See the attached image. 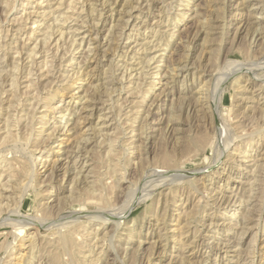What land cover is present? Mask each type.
<instances>
[{
	"label": "rangeland",
	"instance_id": "1",
	"mask_svg": "<svg viewBox=\"0 0 264 264\" xmlns=\"http://www.w3.org/2000/svg\"><path fill=\"white\" fill-rule=\"evenodd\" d=\"M255 7L264 14V0H0V45L7 44L0 46V56L5 53L7 60L0 73V264H250L253 256L255 264H264V192L262 201L253 202L259 207L260 227L253 225L251 236L250 231L241 234L243 206L255 193L256 167L251 160L244 165L243 157L234 159L232 144L224 146L227 135L242 133L233 142L242 143L248 154L264 153V110L256 108L261 105L264 109V88L258 91L262 79L251 75L264 76V63L249 58L264 55V46H260L264 41L256 46L252 37L255 16L264 22V15ZM61 12L66 19L60 20L63 40L56 42L59 36L54 32L49 50L38 53L34 62L26 60L35 44L40 47L38 39L50 24L51 32ZM97 28L100 34L90 47H101L88 53L87 37H95ZM82 37H86L84 42ZM16 45L21 56L14 52ZM15 58H21L17 72L13 70ZM237 60L238 73L229 64ZM246 63L253 64L250 70ZM11 76L18 86L10 85ZM92 90L98 106L94 113L82 108L89 105L85 98ZM208 104L216 108L217 121ZM78 116L83 117L74 133H65L62 126ZM8 131H12L10 135ZM88 136L90 143L85 145L82 140ZM190 138L199 141L197 147ZM77 144L86 148L79 152L88 162L79 163L80 167L64 176L66 158L73 150L78 152ZM33 161L37 166L34 180ZM10 165L13 170L4 173ZM215 165L221 175L213 173ZM170 168L185 171L166 175ZM78 169L82 170L80 178H76ZM97 173L104 179L99 180L100 186L93 183ZM139 187L145 190L134 194L138 200L143 197L137 201L129 195ZM232 189L238 195L236 202L221 204V196L231 194ZM21 190L25 192L20 199ZM16 208L28 215L26 219L49 224L35 231L24 220L11 217ZM72 211L74 214L68 213ZM105 213L116 217L102 221L99 216ZM210 217L214 225L208 231L202 224L210 223ZM257 229L260 240L254 245L250 238ZM34 232L39 235L31 251ZM67 232H75V250L48 246ZM158 238H164L167 246H160ZM228 239L229 247H222ZM240 248L245 256L238 263ZM194 250L197 255L192 260L189 255Z\"/></svg>",
	"mask_w": 264,
	"mask_h": 264
},
{
	"label": "bare ground",
	"instance_id": "2",
	"mask_svg": "<svg viewBox=\"0 0 264 264\" xmlns=\"http://www.w3.org/2000/svg\"><path fill=\"white\" fill-rule=\"evenodd\" d=\"M106 1H108V0H106ZM85 2V1H84ZM105 2V1H104ZM114 2V1H113ZM66 3V2H65ZM107 3V2H106ZM8 4V3H7ZM62 4V3H61ZM102 4V3H101ZM139 4V3H138ZM103 5V4H102ZM104 5H105V3H104ZM60 6V5H59ZM255 6V5H254ZM51 7H52V5H51ZM57 7H58V5H57ZM68 7H69V5H68ZM74 7V6H73ZM10 8V7H9ZM103 8V7H102ZM261 8V7H260ZM54 8H52L51 10H53ZM59 9V8H58ZM69 9V8H68ZM254 9H257V11L256 12H260L259 11V8L258 7H255ZM55 11V10H54ZM128 11H130V9L128 10ZM64 13H65V11H63ZM63 12H61V13H59L56 17H55V21H54V23H55V25L54 26H52V29H51V32L49 31V28H51V25L52 24H50V26H48V28H46V30H45V32H43V38H41V39H38V40H41V41H38V43H40V47L39 48H37L38 47V44H35L32 48H31V51H29L30 53H28V54H26V55H28L27 56V58H26V60L27 59H30L31 58V61L32 62H34L35 61V59H36V55L38 54V53H40V52H46V51H48L49 49H47V48H50V46H51V43L54 41H51V37H52V34L54 33V32H58V36H59V38L57 39V37H55L54 39H57L56 40V42H58L59 40H63V38L65 37V34H64V31H63V26H64V23H62V21H61V23H60V20H66L64 17V19L62 18V16H63ZM67 12V11H66ZM101 13V12H100ZM66 14V13H65ZM260 14H262V15H264L262 12H260ZM53 15V14H52ZM253 15H255V14H253ZM22 17V16H21ZM68 17V16H67ZM66 17V18H67ZM71 17V15H69V18ZM100 17V16H99ZM77 18V17H76ZM253 18V17H252ZM264 18V17H263ZM198 19V18H197ZM27 20V19H26ZM67 20H69V19H67ZM254 20V19H253ZM126 21V20H125ZM251 21V20H250ZM66 22V21H65ZM252 23H253V25H252V30H253V36L252 37H254V42H255V44L254 45H259L260 43H261V41H264L263 39H264V24L262 25V26H260L262 23H264L262 20H261V18H260V16L258 17V15L257 16H255V20L254 21H251ZM13 23V22H12ZM15 23H16V21H15ZM245 23V22H244ZM94 24V23H93ZM92 24V25H93ZM250 24L251 23H249V27H250ZM127 25V24H126ZM141 25V24H140ZM40 26H41V24H40ZM124 26V25H123ZM243 26V25H242ZM70 27H72V26H70ZM95 27H97V26H95ZM133 27V26H132ZM224 27V26H223ZM20 28V27H19ZM238 28H239V25H238ZM244 28V27H243ZM77 29L78 28H76L75 30L77 31ZM90 30H92V29H90ZM94 30V29H93ZM206 30V29H205ZM251 30V31H252ZM18 32L20 31V29H18L17 30ZM44 31V30H43ZM172 31V30H171ZM209 31V29L207 30V32ZM215 31V30H214ZM237 31V30H236ZM74 33H76L75 31H74ZM95 33L97 34L95 37H92L91 35L92 34H90V36L89 37H87V38H89V40H88V53H89V51L90 50H95V48H99V47H101L100 45L101 44H94L92 47H90V45L92 44V42H91V40H93V39H97V37L99 36V30H98V28H97V30H95ZM209 33V32H208ZM247 33V32H246ZM207 35V34H206ZM236 35V34H235ZM234 35V36H235ZM247 35V34H246ZM170 36V35H169ZM77 37V36H76ZM84 38H86V37H82V42H84ZM208 38V37H207ZM235 38V37H234ZM233 38V39H234ZM37 40V39H36ZM81 40V39H80ZM51 41V42H50ZM90 41V42H89ZM97 42H101L100 40L99 41H97ZM236 42V41H235ZM54 43V42H53ZM17 44V43H16ZM144 44V43H143ZM263 44V43H262ZM260 45L261 47L262 46H264V45ZM3 47L5 46V45H7V44H5V43H3V44H1ZM0 45V46H1ZM18 45V44H17ZM17 45H16V48H17ZM79 45H81V44H79ZM23 46V45H22ZM99 46V47H98ZM7 47V46H6ZM73 47V46H72ZM103 47V46H102ZM128 47V46H127ZM126 47V48H127ZM156 47V46H155ZM136 49V48H135ZM55 50H56V48H55ZM97 50V49H96ZM95 50V51H96ZM262 50H264V47H262ZM87 51V50H86ZM100 51V50H99ZM261 51V50H260ZM14 52H15V54H20L21 53V51H19V48H17L16 50L14 49ZM126 52V51H125ZM263 52V51H262ZM95 53V52H94ZM158 53V52H157ZM4 56L2 57V56H0V73H2L3 72V68L2 67H4V65H7V60L5 59L6 58V54L5 53H2ZM127 54V53H126ZM256 54V53H255ZM254 54V55H255ZM157 55V54H156ZM253 55V56H254ZM19 56H21V55H19ZM56 56V55H55ZM152 56V55H151ZM247 56V55H246ZM14 57V56H13ZM17 57V56H16ZM154 57H155V55H154ZM154 57H152V58H154ZM249 57V56H248ZM22 58V57H21ZM21 58H19V59H14L15 61H14V63H15V65H14V67H15V69L13 68V70H15L16 71V68H17V70H18V64H19V61L21 60ZM50 58V57H49ZM250 59V61H252L253 63H258V62H262V63H264V55L263 56H255L254 57V59L252 60V54H251V56L249 57ZM98 60V59H97ZM150 61V60H149ZM152 61V60H151ZM147 62V61H146ZM159 62V61H158ZM46 63V62H45ZM237 63H239L238 62V60H237V62H235V61H230L229 62V64H231V66H234V68L236 69V64ZM13 64V63H12ZM31 64H33V63H31ZM47 64V63H46ZM147 64H149L148 62H147ZM247 64V63H246ZM246 64H243L244 66L246 65ZM252 64V63H251ZM30 65V64H29ZM248 65V64H247ZM263 65V64H262ZM31 66V65H30ZM48 66V65H47ZM185 66V65H184ZM184 66H183V68H184ZM230 65H229V68L231 67ZM242 66V65H241ZM250 66V67H249ZM252 66H253V64L252 65H248V70H250L251 68H252ZM254 66H256V64L254 65ZM260 66V65H259ZM23 67V66H22ZM22 67H21V72H22ZM32 67V66H31ZM31 67H29L30 69H29V74L32 76V70H31ZM83 67V66H82ZM128 67V66H127ZM263 67V66H262ZM12 68V67H11ZM143 68V67H142ZM183 68H181V69H183ZM240 68L241 67H238L236 70L234 69V71H236L237 72V70L239 69V71H240ZM244 69H245V67H243ZM246 68H247V66H246ZM250 68V69H249ZM256 68V67H255ZM8 69V68H7ZM6 69V70H7ZM92 69V68H91ZM148 69V68H147ZM231 69H232V67H231ZM262 69V68H261ZM28 70V69H27ZM146 70V69H145ZM242 70V69H241ZM256 70V69H255ZM78 71V70H77ZM80 71V70H79ZM170 71V70H169ZM230 71V70H229ZM244 71H246L247 72V69H245ZM7 72V71H6ZM17 72V71H16ZM144 72V71H143ZM249 72H251V71H249ZM12 73V72H11ZM11 73H9V74H11ZM14 73V72H13ZM12 73V74H13ZM79 73V72H78ZM193 73V72H192ZM238 73V72H237ZM34 74V73H33ZM249 74V73H248ZM247 74V75H248ZM252 74H254V75H256L257 77H261V81H260V84L257 86V90L259 91V90H263V88H264V76H259V75H257V73H251V75ZM227 75H229V74H227ZM239 75V74H238ZM1 76V75H0ZM28 76V75H27ZM117 76V75H116ZM122 76V75H121ZM240 76V75H239ZM12 77V76H11ZM25 77V76H24ZM150 77V76H149ZM229 77H230V75H229ZM229 77H227V78H229ZM143 78H145V77H143ZM11 79V78H10ZM12 82L10 81V85L11 86H14V85H17V84H15V81H14V79H15V77L13 78L12 77ZM30 79V78H29ZM138 79H139V77H138ZM237 79V78H236ZM249 79V78H248ZM32 81H33V79H31ZM226 80L227 79H225L224 80V82L222 83V86L226 83ZM239 80V79H238ZM250 81L253 83V79L250 77ZM7 82V81H6ZM30 82V81H29ZM28 82V83H29ZM34 82V81H33ZM84 82V81H83ZM151 82V81H150ZM167 82V81H166ZM255 82V81H254ZM12 83V84H11ZM17 83V82H16ZM146 83V82H145ZM206 83V82H205ZM3 84V83H2ZM29 84H31V83H29ZM152 84H155L154 82L152 83ZM138 85V84H137ZM18 86V85H17ZM92 86H94V85H92ZM151 86V85H150ZM152 86H154V85H152ZM15 87V86H14ZM106 87V86H105ZM204 87V86H203ZM252 87V86H251ZM10 88V87H9ZM67 87H64V89H66ZM87 88H89V87H87ZM87 88H84V89H87ZM136 88H137V86H136ZM150 88V87H149ZM57 89V88H56ZM55 89V90H56ZM84 89H82V90H84ZM90 89V88H89ZM96 89V88H95ZM107 89V88H106ZM110 89V88H109ZM140 89V88H139ZM209 89V88H208ZM207 89V90H208ZM135 90V89H134ZM87 91H90V90H87ZM105 91V90H104ZM110 91V90H109ZM132 91V90H131ZM138 91V90H137ZM147 91V90H146ZM256 91V90H255ZM13 92V91H12ZM140 92V91H139ZM84 93H85V91H84ZM133 93V92H132ZM138 93V92H137ZM253 93V97H254V92H252ZM18 94V93H17ZM88 94V93H87ZM95 94H96V92L95 91H91V96H87V98H85V101L86 102H88L89 103V105H87V106H82V108L83 109H86V108H90L89 109V111L90 112H92V113H94L93 111L94 110H96L97 108H98V106H97V102H96V96H95ZM110 94V93H109ZM129 94V93H128ZM147 94V93H146ZM146 94H144V95H146ZM14 95H16V93L14 94ZM90 95V94H89ZM107 95V94H106ZM159 95V94H158ZM95 96V97H94ZM201 96V95H200ZM14 97V96H13ZM156 97H157V95H156ZM159 98V97H158ZM157 98V99H158ZM252 98V97H251ZM113 98H111V100H112ZM157 99H155V100H157ZM174 99V98H173ZM197 99H198V96H197ZM209 99V98H208ZM9 100V99H8ZM41 100V99H40ZM84 100V99H83ZM175 100V99H174ZM246 100V99H245ZM17 101H19V100H17ZM16 101V102H17ZM132 101V100H131ZM137 101V100H136ZM173 101V100H172ZM108 102V101H107ZM132 103V102H131ZM134 103V102H133ZM137 103V102H136ZM152 103H153V101H152ZM151 103V104H152ZM260 104V103H259ZM13 105V104H12ZM17 105V104H16ZM10 106V105H9ZM48 106V105H47ZM119 106V105H118ZM151 106V105H150ZM175 106V105H174ZM208 106H209V104H208ZM252 106V108H254V105H250V107ZM12 107V106H11ZM10 107V108H11ZM139 107V106H138ZM215 107H216V105H215ZM120 108V107H119ZM137 108V107H136ZM170 108V107H169ZM211 109V111L210 112H212L213 114H214V121H217V115H216V113H217V111H216V108L215 109H213L212 107H207V109ZM251 108V109H252ZM256 108H259V109H261V110H264L263 109V107H261V105H256ZM8 109V108H7ZM54 109V108H53ZM172 109V108H171ZM63 111H64V113H66V111H67V108H63L62 109ZM131 110H133V109H131ZM173 110V109H172ZM24 111V110H23ZM63 111H62V113H63ZM129 111V110H128ZM120 112V111H119ZM129 112H131V111H129ZM8 113V112H7ZM10 113V112H9ZM63 113V114H64ZM72 113H75V112H72ZM112 113V112H111ZM75 114H78V113H75ZM88 114V113H87ZM119 114V113H118ZM173 114V113H172ZM242 114V113H241ZM10 115V114H9ZM85 115V114H84ZM92 115V114H91ZM127 115H129V114H127ZM237 115H238V113H237ZM236 115V116H237ZM239 115H240V113H239ZM245 115V114H244ZM15 116V115H14ZM28 116H29V114H28ZM86 116V115H85ZM88 116H90V115H88ZM107 116V115H106ZM117 116V115H116ZM213 116V115H212ZM235 116V117H236ZM10 117H11V115H10ZM83 117V116H82ZM82 117H80V116H78V118H77V120L76 119H73V117H72V119H68L67 121H66V124L65 125H63L62 127H64L63 129H65V133L67 132V133H74V130H75V127L77 126V124L78 123H80V121H81V118ZM91 117V116H90ZM102 117V116H101ZM170 117H171V115H170ZM176 117V116H175ZM238 117V116H237ZM8 118V117H7ZM13 118V117H12ZM15 118V117H14ZM19 118V117H18ZM43 118V117H42ZM83 118H87V116L86 117H83ZM245 118H246V116H245ZM9 119V118H8ZM30 119H31V117H30ZM108 119V118H107ZM127 119V118H126ZM220 119V118H219ZM10 121H11V119H10ZM118 121V120H117ZM213 121V120H212ZM220 121H221V119H220ZM241 121V120H240ZM243 121V120H242ZM222 122V121H221ZM236 122V121H235ZM238 122V121H237ZM7 123H9V122H7ZM13 123V122H12ZM32 123V122H31ZM37 123V122H36ZM6 124V123H5ZM43 124V123H42ZM9 124H7V126H8ZM29 125V124H28ZM79 125V124H78ZM81 125V124H80ZM238 125V124H237ZM14 126V125H13ZM140 126V125H139ZM17 127V126H16ZM15 127V128H16ZM54 127V126H53ZM57 127V126H56ZM59 128L61 127V125H59L58 126ZM149 127V126H148ZM9 128H11V127H9ZM33 128V127H32ZM77 128V127H76ZM88 128V127H87ZM142 128V127H141ZM223 128L224 129H226V131H227V133H228V131H230L229 129V126L228 125H224L223 126ZM34 129V128H33ZM80 129V128H79ZM8 130V129H7ZM10 130V129H9ZM43 130V129H42ZM12 131H14L13 129H12ZM12 131H8V134L10 135V133L12 132ZM155 131V130H154ZM243 131V130H242ZM256 131V130H255ZM258 131V130H257ZM7 132V131H6ZM10 132V133H9ZM17 132V131H16ZM16 132L14 133L15 135H16ZM30 132H31V130H30ZM99 132V131H98ZM40 133V132H39ZM72 133V134H73ZM81 133V132H80ZM106 133V132H105ZM230 133V132H229ZM258 133V132H257ZM4 134H5V132H4ZM7 134V133H6ZM78 134H79V132H78ZM113 134V133H112ZM144 134V133H143ZM9 135H7V136H5V137H8ZM104 135V134H103ZM12 136H13V134H12ZM28 135L26 134V136L25 137H27ZM29 136H31V134L29 135ZM73 136V135H72ZM143 136V135H142ZM196 136V135H195ZM240 137V136H243V134L241 133H239L238 135L237 134H235V135H231V134H229V135H227V144H225L224 146L226 147V148H228V146H230V144H232L231 145V147H232V151L230 152V154H232V157L234 156L235 158L234 159H236L237 157H243L242 158V160H241V162L245 165V164H247V161H253V163L254 164H252V165H254L256 168H254L255 169V174H254V183H255V185H253L252 187H253V189L255 190L254 192L255 193H253V199L252 200H250L251 202L249 203V204H247V205H245V206H243L244 207V212H246L245 214H243V216H242V223H243V227H242V233L241 234H243V235H247L248 234V232L250 231V233H249V235L251 234V231H252V229H253V225H255L256 227H258L259 226V224H260V212H257L258 211V209H259V207L257 208V207H255L256 206V204H254L255 202L254 201H256V200H260V198H261V200L260 201H262V199H263V197H262V195H263V192H264V162H263V160H264V153H261V154H258V155H253V154H248L247 152H245L244 150H243V148H242V146H241V144L242 143H236V141L235 142H233L234 140H235V138L236 137ZM19 137H21V136H19ZM82 137V136H81ZM84 137V136H83ZM259 137V136H258ZM110 138V137H109ZM2 139V138H1ZM5 139V138H4ZM7 139V138H6ZM6 139H5V141H6ZM11 139V138H10ZM17 139H18V137H17ZM26 139V138H25ZM79 139V138H78ZM84 139V138H83ZM191 139V138H190ZM3 140V139H2ZM21 140H22V138H21ZM20 140V141H21ZM183 140V139H182ZM204 140V139H203ZM1 141V140H0ZM5 141H3L4 142V144H5ZM10 141V140H9ZM15 141H17L16 139H15ZM25 141V140H24ZM36 141V140H35ZM70 141V140H69ZM68 141V142H69ZM82 141H84V143L83 144H85V145H87V144H89L90 143V139H89V136L88 137H86L85 138V140H82ZM189 141V140H188ZM191 141V144H194V145H196V147L198 146V142L199 141H197L196 139L195 140H190ZM189 141V142H190ZM201 141V140H200ZM2 142V141H1ZM30 142V141H29ZM77 142V141H76ZM80 142V141H79ZM95 142V141H94ZM189 142H188V144H187V148H189L190 146H191V144L189 145ZM7 143V142H6ZM16 143V142H15ZM62 143V142H61ZM70 143V142H69ZM75 143V142H74ZM78 143V142H77ZM102 143V142H101ZM104 143V142H103ZM111 144H112V142H110ZM63 144V143H62ZM76 144V143H75ZM79 144V143H78ZM78 144L76 145V149H77V151L78 152H75L74 150H73V153H71L66 159H67V161L64 163V164H66V169H64L65 170V175L64 176H66L67 174H68V170H70V169H77L78 167H80L79 166V163H82L83 161L85 162V163H87L88 162V160L87 159H85V157L86 156H84L83 154H80L81 152H79V151H83L84 149H86L85 147H83V150H82V147L80 146H78ZM202 144V143H201ZM206 144V143H205ZM205 144L203 143L202 145L203 146H205ZM247 144V143H246ZM1 145H2V143H1ZM30 145V144H29ZM199 145H200V143H199ZM7 147V146H6ZM101 147V146H100ZM204 148V147H203ZM225 148V149H226ZM17 149V148H16ZM67 149V148H66ZM75 149V148H74ZM75 149V150H76ZM109 149V148H108ZM198 149V148H197ZM206 149V148H205ZM11 150V149H10ZM112 150V149H111ZM113 150H114V148H113ZM193 150V149H192ZM202 150V149H201ZM238 150V153H236V151ZM93 151H95V150H93ZM72 152V151H71ZM114 152V151H113ZM113 152L111 153V154H113ZM187 152V151H186ZM195 152V151H194ZM88 153V152H87ZM90 153V152H89ZM224 153V152H223ZM21 154V153H20ZM230 154H228L227 156H230ZM86 155V154H85ZM88 155V154H87ZM32 156V155H31ZM107 156V155H106ZM110 156H113V155H110ZM222 156H223V154L221 153V155H220V157H218V159H220V158H222ZM76 157V158H75ZM84 158V159H83ZM87 158V157H86ZM98 158V157H97ZM112 158V157H111ZM185 159V158H184ZM216 160V161H219V160ZM231 159V158H230ZM241 159V158H240ZM32 160V159H31ZM55 161L56 160H59V159H54ZM114 160V159H113ZM171 160V159H170ZM29 161V160H28ZM54 161V162H55ZM30 162V161H29ZM57 162V161H56ZM182 162V161H181ZM215 162V161H214ZM28 162H26V164H27ZM46 163V162H45ZM51 163V162H50ZM60 163V162H59ZM119 163V162H118ZM171 163V162H170ZM55 164V163H54ZM94 164V163H93ZM110 164V163H109ZM168 164V163H167ZM29 165V164H28ZM45 165V164H44ZM60 165V164H59ZM57 166L56 168H60L61 167V165L60 166ZM95 165V164H94ZM211 165H213V164H211ZM7 166V165H6ZM5 166V167H6ZM85 166V165H84ZM99 166H101L100 164H99ZM116 166H118V165H116ZM12 167L14 168V166H8L5 170H4V173H6L9 169H11V170H13L12 169ZM55 167V166H54ZM82 167V166H81ZM180 167V166H179ZM211 167V166H210ZM209 167V168H210ZM216 167H218V165H215L214 167H212L213 169H214V174H216V175H221L222 174V171H220V169H217ZM37 166H36V162L35 161H33L32 162V164H31V169H32V180H34L35 179V176H36V174H37ZM53 168V167H52ZM63 168H64V166H63ZM96 168V167H95ZM101 168V167H100ZM112 168H114V167H112ZM111 168V169H112ZM15 169H16V167H15ZM55 169V168H54ZM53 169V170H54ZM97 169V168H96ZM110 169V168H109ZM171 169V168H170ZM169 169V170H170ZM2 170V171H3ZM11 170H10V172H11ZM27 170V169H26ZM93 170V169H92ZM115 170V169H114ZM202 170H204V169H202ZM206 170V169H205ZM224 170H225V168H224ZM21 171V170H20ZM82 171V170H81ZM79 169L77 170V172H76V178H80V176L82 175L81 172ZM109 171V170H108ZM182 172V171H185L183 168H174V169H171L169 172L170 173H167L166 175H170V174H172V173H175V172H177V173H179V172ZM10 172L8 171V173L10 174ZM14 172V171H13ZM16 172V171H15ZM22 172V171H21ZM20 172V173H21ZM93 172H94V170H93ZM4 173H2V174H4ZM17 173V175L18 174H20V173H18V172H16ZM23 173V172H22ZM21 173V174H22ZM51 173H52V171H51ZM70 173V172H69ZM113 173V172H112ZM176 173V174H177ZM8 174V175H9ZM12 174H15V173H12ZM180 174H182V175H184L185 176V174H183V173H180ZM253 174V173H252ZM106 175V174H105ZM112 175H114V174H112ZM11 176H14V175H11ZM71 176V175H70ZM24 177V176H23ZM30 177V176H29ZM30 177V178H31ZM82 177V176H81ZM85 177V176H84ZM96 177H97V180H94L93 181V183H95V184H97V185H99V184H101L102 185V183H100V181L99 180H102L101 179V173H97L96 174ZM114 177V176H113ZM182 177V176H181ZM11 178V177H10ZM16 178V177H15ZM14 178V179H15ZM18 178V177H17ZM20 178V177H19ZM9 179V178H8ZM116 179V178H115ZM118 179V178H117ZM31 180V181H32ZM104 180V179H103ZM102 180V181H103ZM16 181H17V179H16ZM21 181V180H20ZM90 181V180H89ZM97 181H99V182H97ZM27 182V181H26ZM87 182V181H86ZM99 183V184H98ZM203 183V182H202ZM94 184V186H92V188L93 187H95L96 185ZM250 184V183H249ZM15 185V184H14ZM13 185V186H14ZM17 185V184H16ZM103 185H105V184H103ZM194 185V184H193ZM29 186H30V184H29ZM100 186V185H99ZM99 186H98V188H99ZM116 186V185H115ZM251 186V185H250ZM250 186H248L249 188H250ZM105 187V186H104ZM146 187V186H145ZM10 188V187H9ZM17 188H19V187H17ZM17 188H15V189H17ZM21 188V187H20ZM153 188V187H152ZM22 189H23V186H22ZM26 189V188H25ZM90 189V188H89ZM96 189V188H95ZM101 188H99V190H100ZM102 189H103V186H102ZM14 190V189H13ZM104 190V189H103ZM144 190H145V188H144ZM143 190V188L141 189L140 187L138 188V192H134L133 193V195L131 196V195H129L130 197H135L134 196V194L135 193H139L140 195L141 194H143L142 192L144 191ZM93 191V190H92ZM101 191V190H100ZM140 191V192H139ZM142 191V192H141ZM24 192H25V190L24 191H22L21 190V195H20V197H18V198H20L21 199V197L23 196V194H24ZM88 192H90V191H88ZM94 192V191H93ZM92 192V193H93ZM149 192V191H148ZM147 192V193H148ZM153 192V191H152ZM152 192L151 193H149V194H152ZM12 193V192H11ZM15 193V192H14ZM18 193V192H17ZM17 193H15V194H17ZM98 192H96V194H97ZM146 193V192H145ZM252 193V192H251ZM18 194H20V193H18ZM18 194H17V196H18ZM110 194V193H109ZM124 194V193H123ZM128 194V193H127ZM255 194V195H254ZM112 195V194H111ZM146 195V194H145ZM236 195H237V193H235L234 192V189H232L231 190V194H229V195H222L221 196V198H223V200H222V203L221 204H228L229 206L232 204V203H235L236 202V200H237V197H236ZM248 195V194H247ZM246 195V196H247ZM3 196V195H2ZM102 196V195H101ZM106 196H108V195H105V197ZM117 196V195H116ZM149 196V195H148ZM238 196V195H237ZM103 197H104V195H103ZM103 197H100V198H102L103 199ZM110 197V196H109ZM137 197V198H136ZM135 198L137 199V201H139L140 199H142V198H140L139 200H138V195L136 196ZM250 197H251V195H250ZM99 198V200H101ZM135 198H134V200H135ZM248 198V197H247ZM19 199V200H20ZM116 199V198H115ZM180 199V198H179ZM15 200V199H14ZM107 200V199H106ZM130 200H131V198H130ZM220 200V201H221ZM126 201V200H125ZM174 201V200H173ZM249 201V200H248ZM14 202V201H13ZM97 202H99L100 203V201H97ZM132 202V201H131ZM254 202V203H253ZM259 202V201H258ZM15 204H16V202H14ZM19 203H21V201H19ZM126 203H127V201H126ZM173 203V202H172ZM253 203V204H252ZM257 203V202H256ZM14 204V205H15ZM117 204V203H116ZM122 204H123V202H122ZM128 204V203H127ZM5 205V204H4ZM17 205V204H16ZM21 205V204H20ZM40 205V204H39ZM42 205V204H41ZM103 205V204H102ZM251 205V206H250ZM259 205H261L260 203H259ZM7 206H8V204H7ZM50 206V205H49ZM48 206V207H49ZM101 206V205H100ZM110 206V205H109ZM119 206H121L120 204H119ZM129 206V205H128ZM130 206H131V204H130ZM185 206H186V204H185V202H184V205L182 206V208H183V210H184V208H185ZM223 206V205H222ZM258 206V205H257ZM262 206V205H261ZM261 206H260V208H261ZM1 207V206H0ZM6 207V206H5ZM9 207V206H8ZM52 207V206H51ZM104 207V206H103ZM115 206H112V208L110 209V212H114L115 211V208H114ZM61 208V207H60ZM60 208H59V210H60ZM110 208V207H109ZM108 208V209H109ZM121 208V207H120ZM120 208H118V209H120ZM123 208H124V206H123ZM122 208V209H123ZM127 208H130V207H127ZM63 208H61V210H62ZM126 209V208H125ZM2 210V209H1ZM15 211H14V215L13 216H11V217H17V218H19V219H21V220H24V222L25 223H23V224H26V226H31V227H35V231H40L41 229H44L45 228V226H47L49 223H45V222H42V223H44V224H46V225H42V223H39V221H38V218H32V219H26L27 217H28V215H22V213L23 212H21V210H19L18 208H16V209H14ZM43 210V209H42ZM44 210H45V208H44ZM58 210V211H59ZM60 210V211H61ZM117 210V209H116ZM58 211H57V213H58ZM68 211V210H67ZM103 211V210H102ZM166 211V210H165ZM260 211V210H259ZM61 212H63V211H61ZM121 212H122V210H121ZM184 212V211H183ZM68 213H71V214H74L73 213V211L72 212H68ZM80 213V212H79ZM63 214V213H62ZM65 214H67L66 212H65ZM64 214V215H65ZM106 214V213H105ZM78 215H85V216H87L88 214H78ZM92 215V214H91ZM101 215V214H100ZM45 216V215H44ZM98 216V215H97ZM39 217V216H38ZM64 217H66V216H64ZM69 217V216H68ZM100 217V218H99ZM98 218L99 219H101L102 221H105V220H111L112 218H114V217H116V215H112V214H106V215H103V216H99ZM165 217V216H164ZM181 217V216H180ZM189 217V216H188ZM29 218V217H28ZM31 218V217H30ZM41 218V217H40ZM98 218H96V219H98ZM3 219V218H2ZM60 219V218H59ZM59 219H57V220H59ZM94 219V218H93ZM92 219V220H93ZM42 220V219H41ZM56 220V221H57ZM61 220V219H60ZM65 220V219H64ZM38 221V222H37ZM44 221H45V219H44ZM88 221V220H87ZM91 221V220H90ZM101 221V222H102ZM210 223H208L207 225H205V224H202L203 226H205L207 229H208V231H210L211 230V228H212V226L214 225V219L213 218H211L210 217ZM188 223H189V221H187ZM254 222V223H253ZM116 223V222H115ZM190 224V223H189ZM38 225V226H37ZM116 225V224H115ZM117 225H118V223H117ZM126 225V224H125ZM42 226H44L43 228H42ZM148 226V225H147ZM104 227V226H103ZM181 227H182V225H181ZM260 227V226H259ZM258 227V228H259ZM98 228V227H97ZM21 230V229H20ZM182 230V229H181ZM96 231V230H95ZM132 231V230H131ZM35 233V235L33 236V237H31L30 238V241H31V244H32V246H31V251H33L35 248H36V242H35V238H36V235L38 234L39 235V233ZM180 232V231H179ZM258 232H259V229H257V231H254V233L252 234V237L250 238V241H253V244L254 243H256L258 240H260V238H259V234H258ZM182 233V232H181ZM127 234V233H126ZM159 235V234H158ZM161 236V235H160ZM251 236V235H250ZM167 237V236H166ZM243 237V236H242ZM242 237H241V239H242ZM115 238V237H114ZM165 238V237H164ZM164 238H163V240H164ZM172 238V237H171ZM199 238V237H198ZM57 239V238H56ZM76 236H75V232H67L66 234L64 233V235H62V236H60L59 237V239L58 240H54L53 242L54 243H48V246H50V247H53V249H58V248H62V250L64 249V250H69V249H72V250H75V244H74V241H75V243H76ZM119 239V238H118ZM159 239V238H158ZM186 239V238H185ZM111 240V239H110ZM163 240H161V239H159V240H156V242H158V243H160L159 245L161 246H167L165 243L166 242H162ZM166 240V239H165ZM180 239H178L177 241H179ZM195 240V239H194ZM167 241V240H166ZM200 241V240H199ZM45 242H46V240H45ZM44 242V243H45ZM48 242V241H47ZM47 242H46V246H47ZM181 242V241H180ZM195 242V241H194ZM158 243H157V245H158ZM182 243V242H181ZM222 243V242H221ZM229 243H230V241H229V239H228V242H225L224 244H222V247H229ZM50 244V245H49ZM234 244V243H233ZM251 244H252V242H251ZM152 245V244H151ZM183 245H186V244H184L183 243ZM193 245V244H192ZM198 244H196V246H197ZM255 245V244H254ZM39 246V245H38ZM37 246V247H38ZM45 246V245H44ZM181 246V245H180ZM179 246V247H180ZM188 246H190V245H188ZM247 246V245H246ZM249 246V245H248ZM43 247V246H42ZM42 247H39V249H41ZM174 247V246H173ZM182 247V246H181ZM181 247L179 248V250H183L184 252H189V251H187L186 249L184 250V249H181ZM185 247V246H184ZM184 247H182V248H184ZM187 247V246H186ZM96 248V247H95ZM102 248V247H101ZM178 248V247H177ZM252 248V247H251ZM76 249H78L77 247H76ZM222 249V248H221ZM241 250L239 251L238 250V253H237V260H236V262H238V263H240L242 260H243V257L245 256H243V254H242V251H244L242 248H240ZM246 250L248 249V247L247 248H245ZM71 250V251H72ZM46 252H47V250H45ZM52 251V250H51ZM55 251V250H54ZM71 251H69V252H71ZM92 251V250H91ZM137 251V250H136ZM153 251V250H152ZM227 251V250H226ZM247 251H249V249L247 250ZM246 251V252H247ZM253 251V249H251V252ZM43 252V251H42ZM45 252V253H46ZM57 252H58V250H57ZM64 252V251H63ZM73 252H75V251H73ZM79 252H81V251H79ZM135 252V251H134ZM245 252V251H244ZM250 252V251H249ZM41 253V252H40ZM56 253V252H55ZM61 254L62 252H58L57 254ZM68 253V252H67ZM72 253V252H71ZM46 254H48V253H46ZM51 254V253H50ZM52 254H54V252H52ZM59 254V255H60ZM78 254V253H77ZM55 255V254H54ZM53 255V256H54ZM63 255V254H62ZM151 255V254H150ZM195 255H197V252L194 250V252L193 253H191L190 255H189V258H191L192 260H193V258H194V256ZM57 256V255H56ZM55 256V257H56ZM80 256V255H79ZM82 256V255H81ZM175 256V255H174ZM55 257H53V258H55ZM59 257V256H58ZM58 257H56V258H58ZM247 257H249L248 256V252H247ZM59 258H61V257H59ZM58 258V259H59ZM96 258V257H95ZM115 258V257H114ZM189 258H188V262H190V260H189ZM57 259V260H58ZM186 259V258H185ZM60 261V260H59ZM58 261V262H59ZM250 261V264H255V262H256V259H255V256H253V258L251 257V259L249 260ZM60 263V262H59ZM89 263V262H88ZM135 264V263H134Z\"/></svg>",
	"mask_w": 264,
	"mask_h": 264
}]
</instances>
